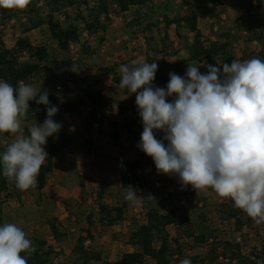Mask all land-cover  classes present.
Instances as JSON below:
<instances>
[{"label": "trees", "instance_id": "1", "mask_svg": "<svg viewBox=\"0 0 264 264\" xmlns=\"http://www.w3.org/2000/svg\"><path fill=\"white\" fill-rule=\"evenodd\" d=\"M155 0H31L25 10H7L3 9L8 21L24 15L26 18V27L23 35L19 37L16 43L9 46L0 35V80L8 82L14 89H18L19 82L23 81L29 85H41L42 90L48 91V99L51 105L58 108L57 114L53 120L60 123L63 117L79 112L83 107L95 104L96 97L92 86L85 81L82 76L86 72L87 62L83 59H77L60 68L57 58L64 55H71L76 47L82 49L84 56H95L96 50L92 47L90 41L82 42V35L78 26L70 29L67 21L74 20L82 23L90 36H100V41L105 42L104 34L108 30V25L112 21V5H117L120 13H127L134 8L150 6ZM93 3V4H91ZM256 3V5H254ZM258 9L264 8V0H251L247 8L248 31H243L242 27L235 30L233 21L225 19L226 7L225 0H192L191 9L184 15L170 18L163 16L166 33L173 24L184 26L188 33L195 34L194 48L201 54V59L209 65L222 66L223 63L231 64L233 60L245 61L252 59L253 51L248 52L242 47L247 44L257 43L259 51L258 58L264 61V15L256 14ZM72 9L78 12L72 15ZM153 9V7L151 8ZM49 20L50 39L53 48L45 44H35L27 34L43 26L44 17ZM209 19L210 30L204 31L200 22L203 19ZM137 27L146 36V29L143 17H136L128 26L129 29ZM151 29H153L150 26ZM216 28H218L216 30ZM245 32L247 40L242 41V33ZM147 43V58L154 56H163L164 58L173 57L166 51L159 50L153 46L154 37H145ZM182 38V37H181ZM214 40V41H213ZM175 55V54H174ZM73 65L76 71H73ZM64 79L61 84H53ZM158 87L165 88L168 84L161 73L156 74ZM121 76L114 78L115 83L119 85ZM68 85H73L69 90ZM46 87V88H44ZM47 118L46 106L37 104L35 101H29V109L23 123L24 134L29 135L28 129L33 125L43 124ZM95 124L86 128L87 152L94 155V163H97L98 154L90 142L89 136L94 134L96 128L101 130L104 127V118H95ZM96 126V128H95ZM143 127L142 121L135 112L133 115H127L125 128L134 132L133 128ZM114 135V134H113ZM112 135V136H113ZM4 137L10 140L14 135L9 133H0V154L6 151L7 145L4 143ZM120 138V134L114 135ZM160 139V138H159ZM64 143L72 144L73 139L68 134H63ZM65 144V145H66ZM65 148V147H64ZM63 146H60V150ZM142 157L146 156L142 152ZM143 164L141 160L131 161L125 164L121 173L122 189L131 185L138 193L144 189L142 183L141 171ZM55 171L52 161L42 165L35 190L38 193L48 186L50 175ZM18 190L14 180H9L3 175L2 166H0V227L7 224L4 216V200L12 199L15 191ZM104 197V193H100ZM175 194L163 190L161 194L154 195L152 198L155 204L151 205L152 198L144 196L143 204L146 213L143 215V222L137 223L136 228L130 236L129 243L134 248L133 252H127L122 257V264H147L146 257H151L154 264H180V261L186 259L185 249L191 248L190 238H194L196 245L205 246V255H193L188 258L191 264H264V251L253 249L248 251L244 241L231 240L223 236V231L233 230L237 234L243 233L247 225L254 224L253 220L245 213L234 207V201L225 199L220 209L213 211L216 224H208L199 216L180 215L175 207L167 211L165 202H173ZM130 208V202L123 201L119 206L110 208L101 219L103 224L113 226L126 218L127 211ZM168 212V213H167ZM89 227L82 233L76 241L73 249L75 254V264H112L105 260L104 253L96 244L95 225L93 215L88 217ZM170 223L176 227V235L172 236L169 231ZM222 226L223 229H219ZM52 237L55 242L60 243L67 234V227L64 222L56 219L50 220ZM26 234V232H25ZM26 238H28L26 234ZM35 251L31 256L27 253H21L27 259V264H51V258L60 257L62 254L57 247L50 245L46 240L32 241ZM185 241L187 242L185 245Z\"/></svg>", "mask_w": 264, "mask_h": 264}, {"label": "clouds", "instance_id": "2", "mask_svg": "<svg viewBox=\"0 0 264 264\" xmlns=\"http://www.w3.org/2000/svg\"><path fill=\"white\" fill-rule=\"evenodd\" d=\"M30 2L0 0V8L25 10ZM132 65L119 68V88L136 95L143 125L137 147L153 160L157 174L178 177L182 188L190 185L198 195L215 192L231 199L254 223H264V61L203 65L206 73H201L202 66L188 64L183 77L169 73L166 89L153 84L156 62ZM72 70L76 71L74 65ZM29 101L45 105L47 118L31 126L26 136L22 123ZM57 112L47 90L23 81L14 89L0 80V133L15 136L0 154V166L22 192L36 187L48 155L47 139L63 127L53 120ZM157 132L162 138L157 139ZM122 195L131 203L141 199L131 185ZM34 251L20 227L13 223L0 227V264H27L21 253L31 256ZM180 264L191 261L183 259Z\"/></svg>", "mask_w": 264, "mask_h": 264}, {"label": "rangeland", "instance_id": "3", "mask_svg": "<svg viewBox=\"0 0 264 264\" xmlns=\"http://www.w3.org/2000/svg\"><path fill=\"white\" fill-rule=\"evenodd\" d=\"M160 3L155 4V6H148L146 11H132L131 15L138 17L137 15H139V13L141 14V16L144 18L146 29H148L146 36L150 37L153 35L155 37L154 46L166 51L167 54L172 55L174 59H172V57H169L167 59H165L163 56L157 57L152 53L150 59L147 60L148 58L146 54L148 46L145 42L146 36L144 35V33H142V31L137 29V27L129 29L128 26L130 25V23H132L133 20L130 21L127 18H123V20H120L122 14L119 13V9L115 7L112 9L113 21L111 24H109L108 32L104 35L105 42L100 41V36H86V29L84 25L81 23H77L74 20L67 21V26L70 29L76 26L80 27L82 42H91L92 47L96 50L97 53L95 55V60L101 61L105 65V68L108 70V72L113 73L117 67H121L122 65L126 64H129V66L132 67L133 61L143 62L147 60L150 61V63H153L160 60L164 61L165 63L156 62L159 65L157 73L161 72L164 77L165 75L168 76V74L172 73L173 71H175L173 73H176L183 77L186 72L187 65L192 63H195L198 67L202 66L200 68L201 73H206L207 67L203 65H208L207 62L203 61L201 59V54L197 52L196 48L192 47L194 35L186 33V31L184 33L182 29L178 28L173 29L172 31L170 30L169 33H166V28L163 25V14L168 13V15H170V18H174V16L178 13L183 14V12H185L183 7L189 5V0H175L173 4L169 2V5L165 6H162V4ZM152 7L155 10L152 11ZM228 8H231L230 5H228ZM260 9H263V11L260 10L257 12V14L259 15L260 13L264 15V8ZM239 11L240 12H236L234 11V9H232L233 17H236L238 14H240V20L242 21L241 24H238V22H236L235 20H231L235 22H232V24L230 25L233 26L235 30H238L242 27L243 31L246 32L249 29V25L247 24L246 20H243L244 18L242 17L245 16V8L240 7ZM77 12V9H72L71 11L72 15L74 16L77 14ZM210 24L211 22L209 19H204L201 21V28L204 31L209 32ZM25 25L26 18L24 15H20L18 18L13 19L12 21H8L6 14L2 10V8H0V35L3 36V40L7 45L12 46L16 43L17 39L23 35L24 28L26 27ZM150 26L153 29H151ZM245 32L242 33V41L247 40ZM180 36L182 38H180ZM27 37H30V39H32L35 44H45L50 48H53V44L50 39L48 17H44L43 26L41 28L27 34ZM184 39L187 40L181 44L183 45L182 47L180 45L179 47H176L174 45L175 42L181 43ZM117 41H119V43H117ZM242 45H244L242 47L243 50H247L249 52L251 49V51H253L254 54L251 55L252 58H258L256 52L259 50L258 44L253 43L251 45ZM180 51H183V53L178 55ZM74 57L75 59H83V61L85 62L94 58L92 55L84 56L82 54V49L76 47L71 55L66 54L64 56H60L57 58L56 62L58 61V65L61 68L64 65H68L70 64V62H73ZM63 82L64 79L60 78L59 81H55L53 84L58 83L61 86ZM32 86L41 89V85L39 84H34ZM67 87L69 90H72L74 88L73 85H68ZM128 111L133 110L130 107H123L122 113L124 115L126 114V118L128 115ZM72 117L73 115H67L63 117L60 121V123L63 125L61 130L54 136L47 139V143L44 148L48 155L44 164L53 161L54 157H56L55 161L59 163L57 156L58 153H61L62 151L59 150L60 146H63L64 149L67 144L63 141H60V144H58L57 141L58 138L62 140L63 134H68L67 132H65V121L67 123V119H72ZM22 127L24 128L25 124H22ZM133 129L134 132H130L124 127V129H122V132L116 130L114 135L119 133L120 139L123 140L124 143L129 142L131 145L130 147H132V145L137 146L140 143L142 132H140L138 128ZM155 135L157 139H159L162 138L163 134L157 132L155 133ZM14 139L15 136L10 140H7L4 137L3 140L5 145H7L8 143H12ZM120 147L121 146H119V148ZM97 154L98 159L101 163L102 160L100 155L102 154L98 152ZM147 160L149 161V163H147V165L141 172V177L146 194L139 195L141 199L138 202H130V213L127 214L126 218L123 221L117 222L113 226L103 224L101 219L105 217V214L109 211L110 208L114 207L116 204L120 205L124 201V199L120 196L118 198H114L109 193L100 190L102 189V185H93L91 179L87 176H84L83 180L81 179V176L79 178L73 179L72 186H69L66 183L65 187L67 192H65V198L63 199V201H61V203L60 193L57 194V192L54 193L53 191L49 190V193L40 194L33 189H29L24 194V192L20 191L19 189L16 190L15 196L14 198H12V200H15L18 203V208L24 215L23 219L26 220V222L24 223V231L26 232L28 238L32 239V241L46 240L50 243V245L57 247L58 251L61 252L62 255L60 257L53 256V258H51V264H75L73 247L76 246V241L78 240V238L89 227L88 217L90 215H93V223L95 225L96 232L95 245L100 250H102L106 261L112 264H122L123 255L127 253L128 250H130L128 246H130L129 240L131 233L136 228L137 223L143 222V215L146 213V209L143 204V197L147 196L152 198V196L154 195H159L163 187H167L171 191L178 192L177 195L179 197H175V202L176 207H179L180 209V215L192 216L193 212L199 214V217L205 221L207 220V222L212 221L213 216H211V213H213V211H216L217 209H220L221 205L226 201L224 198H220L215 192H211V190H209L211 192V197H208V195L204 194L198 195L190 185L187 186V188H182L178 177L157 174V170L153 160L150 157H148ZM60 162L61 164L63 163L62 156L60 157ZM49 179L52 183L55 181V178ZM151 189L152 192L150 191ZM100 193H104V197H101ZM57 196L58 198L56 199ZM208 199H210V201H208ZM50 200L55 208L43 209L44 212L42 213V210H40V208L43 204L45 205V207H48L50 205ZM150 202L153 206L155 204L154 198H152ZM191 203L192 205L194 204L193 207ZM60 204L65 208L64 215L61 216V218ZM205 209L208 210L206 214L204 212ZM24 210L25 212H27V214H24ZM209 210H211L212 212L210 213ZM38 213H42V218L38 216ZM244 214L245 213L242 212V215ZM33 216L38 217L34 218ZM56 217L59 218V221L61 219V221L67 225L68 230V236L65 237L60 243L54 241L52 232L50 233L48 229V227L50 226V220H57ZM19 218L20 216L16 217V219ZM12 219L14 220V218H9V216H6V223L14 224L15 221H13ZM247 226V228H245L242 233L243 236H238L240 237L239 239L244 241L245 247L248 249V251H251L253 249L264 251V223L259 225L254 223ZM260 226L262 227L261 229ZM169 227V230L174 235L176 233V227L172 223H170ZM219 229L221 230V226L219 227ZM232 234L230 233L229 236L231 238H234L235 234ZM229 236L225 237L228 238ZM186 243L187 242L185 241V245ZM191 256L192 255L187 254V256L185 257L186 259H188ZM146 262L147 264H154L152 258L149 256L146 257Z\"/></svg>", "mask_w": 264, "mask_h": 264}, {"label": "crops", "instance_id": "4", "mask_svg": "<svg viewBox=\"0 0 264 264\" xmlns=\"http://www.w3.org/2000/svg\"><path fill=\"white\" fill-rule=\"evenodd\" d=\"M161 1L158 0L157 2L151 3L150 6H155V4L160 3V2H161L160 4H162V6H165V5H169L168 4L169 2H171V4H173V2L175 0H169V1L168 0H161ZM250 2H251V0H225L226 15L224 16V18L229 19L230 21L235 20L236 22H238V24H241L242 21L240 20V18H241L240 14H238L236 17H233L232 9H234V11H236V12H240L239 8L244 7L245 12H246L245 16L246 15L247 16L246 17L242 16V17L244 18L243 20L247 21V19H248L247 8L249 7ZM191 4H192V0H189V5L183 7L185 12H183V14L178 13L175 16L184 15L185 13L189 12L191 9ZM228 5H230L231 8H228ZM254 5H256V3H254ZM114 7L118 8L117 5L113 4L112 9ZM147 8H148V6L141 7V8H134L127 13H121L122 17L120 18V20H123V18H127L130 21H132L136 18L135 16L131 15L132 11H138V10L139 11L140 10L146 11ZM260 10L263 11V9H258L256 6V14ZM164 15L170 16V15H168V13L163 14L162 20H163ZM137 16L142 17L140 13ZM111 17H112V10H111ZM112 21H111V23H112ZM235 21H233V22H235ZM111 23H109V24H111ZM163 25L165 27V22ZM200 25H201V22H200ZM84 27H85V25H84ZM108 27H109V25H108ZM176 28L182 29V31H184V33H185V31H186V33H188L187 32L188 30H186V28L184 26H177V24H173L167 33H169L170 30L172 31L173 29H176ZM79 29H80V27H79ZM216 30H217V28H216ZM107 32H108V30H107ZM189 34H193V33H189ZM193 35H194V40H195V34H193ZM93 37H96V36H93ZM180 38H181V36H180ZM186 40L187 39H184L181 43L175 42L174 45L176 47L177 46L179 47V45L182 47L183 45H181V44L183 42H185ZM194 40H193V46H192L193 48H194ZM154 42H155V37H154ZM117 43H119V41H117ZM254 44H257V43H254ZM153 46H154V43H153ZM154 47L159 49L156 46H154ZM159 50H162V49H159ZM162 51H164V50H162ZM182 53H183V51H180L178 53V55L182 54ZM93 57L94 58L92 60L90 59L89 61H87L88 63L86 64V72H85V74H83L82 78L85 81H87L89 85L92 86V89L95 93L96 102H95V104H91V105H88L87 107H83L79 112L72 114L73 115L72 119L68 118L67 123L65 121V128H66L65 132H67L69 134L70 138L73 139V143L66 145L65 148L62 149L61 153H58L57 158H58L59 163L55 161L56 157H54V159H53L54 162L53 161L52 162L54 163L55 171L53 174L50 175V178H52V179L55 178V181L52 183L51 180L49 179L48 186L41 193V194L49 193V190L53 191L54 193L57 192V194L60 193V203L65 198V192H67L66 187H65L66 183H67V185L72 186L73 179L79 178L80 176H81L82 180H83L84 176H87L88 178H90L93 185L99 186L101 184L102 189H100V190H103L104 192L109 193L112 197L118 198L120 196L124 199V196L122 195L124 190L122 189L121 173H122V170H123V167L125 166V164H127L128 162H131V161L141 160L142 164H143V168H145L147 163H149V161L147 160L148 157L143 158L142 157V151L137 146L132 145V147H130L131 145L129 142L124 143L123 140H121L120 138L119 139L115 138L113 135L116 132V130H118L119 132H122L123 131L122 129H124L125 121H126V117H125L126 114L124 115L122 113L123 107H125V108L130 107V108H132L134 113L138 112L137 106L135 103L136 95L132 94L128 90L121 91L119 88V85L117 83H115L114 78L116 76L120 75V72L118 71V69L120 67H117L118 69L116 68V70H114L113 73L108 72V70L105 68V65L101 61L95 60V56H93ZM157 57H159V56H157ZM176 58H177V56H176ZM149 59H147V60H149ZM165 59H167V58H165ZM172 59H174V58L172 57ZM146 61H143V62H146ZM147 62L150 63V61H147ZM156 62L157 63H160V62L165 63L164 61H160V60L156 61ZM126 65L129 66V64H126ZM173 72H175V71H173ZM156 74H158V73L156 72ZM165 78H167L169 80V74H168V76L165 75ZM153 84L155 87H158V81L156 80V78L153 81ZM74 115H76V116H74ZM95 118H104L105 119L104 127L101 130H99L95 126L96 130H95L94 134L89 136L90 142L93 143L94 149H96L98 153L102 154V155H100L101 160H102L101 163H100L99 159H97V163H94V155L91 153H88L86 150L87 149L86 138L88 139V136L86 135V128L90 125L95 124V121H96ZM73 127L75 130L70 131V128H73ZM136 128H138L140 130V132L143 131V127L137 126ZM57 143L60 144V138H58ZM119 146H121V147L119 148ZM125 146H127V147H125ZM121 148H122V150H121ZM61 156L63 158L62 164L60 162ZM142 183H143V181H142ZM163 190H167L168 192L175 194L173 197V202L168 201V202L164 203L165 206L167 207V211L169 212L170 209L174 208V207L178 211H180L179 207L178 208L176 207V202H175V197H179L177 195L178 192L177 191H171L167 187H163L162 191ZM150 191L152 192V189ZM24 194H25V192H24ZM142 194H146L145 193V187L140 192L139 195H142ZM208 197H211V195L210 196L208 195ZM57 198H58V196L56 197V199ZM124 201H126V200L124 199ZM208 201H210V199H208ZM49 203H50V205L48 207H45L44 204L42 205V207L40 208V210H42V213L44 212L43 209H47V208L48 209L49 208L54 209L55 208L52 205L51 200ZM191 205H192V203H191ZM4 206H5L4 207V216L5 217L9 216V218L10 217L14 218V220L12 219L13 221H15L14 224L16 226L20 227L24 231V223L26 222V220L23 219L24 215L21 213V210L18 208V203L15 200L8 199V200H4ZM117 206H119V205L116 204L114 207H117ZM193 206H194V204L192 205V207ZM214 210H215V208H214ZM207 211L208 210H206V209L204 210L205 214ZM64 212H65V208L63 206H61V204H60V218H61V216L64 215ZM209 212L211 213L212 211L209 210ZM42 213H38V216H40V218H42L41 217ZM128 213H130L129 210H128L127 214ZM24 214H27V212H25V210H24ZM52 214H53V212H52ZM192 215L193 216H199V214L193 213V212H192ZM14 216H16V217L20 216V218L16 219V217H14ZM38 216H35V217L33 216V217L37 218ZM211 216H213L212 221H209L208 224H211V225L214 224L215 225L216 220L214 221L215 217H214L213 213H211ZM57 220H59V218H57ZM22 221H24V222H22ZM60 221H61V219H60ZM66 227H67V225H66ZM247 227H245V228H247ZM261 228L262 227L260 226V229ZM48 229H49V232L51 233L52 232L51 226H49ZM221 229H223L222 226H221ZM175 231H176V229H175ZM170 233L172 234L171 231H170ZM230 233L235 234V235L232 234V235H234V238H231L229 236ZM175 235H176V233L174 235L172 234V236H175ZM239 235L243 236L242 233L237 234L233 230H230L228 232L223 231V236H229L227 239L242 241L239 239L240 238V237H238ZM189 243L191 246H194V247H192V249L186 248L184 251L185 255H187V254H190L192 256L193 255H205V252H206L205 246L203 247L200 245H196L194 238H190ZM128 247L130 249V250H128V252L134 251V248L131 245ZM131 247H132V249H131ZM74 248L75 247H73V249ZM74 256H75V254H74Z\"/></svg>", "mask_w": 264, "mask_h": 264}, {"label": "built area", "instance_id": "5", "mask_svg": "<svg viewBox=\"0 0 264 264\" xmlns=\"http://www.w3.org/2000/svg\"><path fill=\"white\" fill-rule=\"evenodd\" d=\"M156 1H158V0H155L154 2H156ZM85 35L86 36H89V33L87 32V30H85ZM77 59H75V57L73 58V61H76ZM134 114V112L133 111H128V115L129 116H131V115H133ZM260 264H262L261 262H260Z\"/></svg>", "mask_w": 264, "mask_h": 264}]
</instances>
